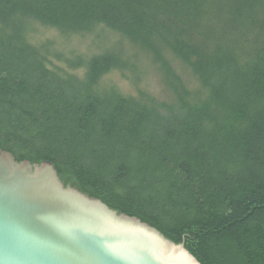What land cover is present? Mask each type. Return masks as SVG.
<instances>
[{
  "label": "trees",
  "instance_id": "trees-1",
  "mask_svg": "<svg viewBox=\"0 0 264 264\" xmlns=\"http://www.w3.org/2000/svg\"><path fill=\"white\" fill-rule=\"evenodd\" d=\"M27 19L102 25L171 76L179 60L203 106L180 83L167 114L149 98L99 93L113 55L77 60L84 79L56 71L20 32ZM0 148L50 162L201 264H264V0H0Z\"/></svg>",
  "mask_w": 264,
  "mask_h": 264
},
{
  "label": "water",
  "instance_id": "water-1",
  "mask_svg": "<svg viewBox=\"0 0 264 264\" xmlns=\"http://www.w3.org/2000/svg\"><path fill=\"white\" fill-rule=\"evenodd\" d=\"M0 264H201L134 216L0 148Z\"/></svg>",
  "mask_w": 264,
  "mask_h": 264
},
{
  "label": "rangeland",
  "instance_id": "rangeland-1",
  "mask_svg": "<svg viewBox=\"0 0 264 264\" xmlns=\"http://www.w3.org/2000/svg\"><path fill=\"white\" fill-rule=\"evenodd\" d=\"M21 29L27 42L46 49L52 69L66 71L81 79H84L85 67L82 63L75 66L77 60L88 61L105 53L113 55L111 60L116 63H110L93 87L99 93L117 91L145 101L149 98L158 102L159 110L167 114L180 107L175 91V86L180 83L183 90L189 92L185 102L203 106L205 95L187 66L179 60L169 59L175 74L171 76L148 50L102 25L89 30H70L27 19L21 22ZM62 182L75 186L68 176H63Z\"/></svg>",
  "mask_w": 264,
  "mask_h": 264
}]
</instances>
